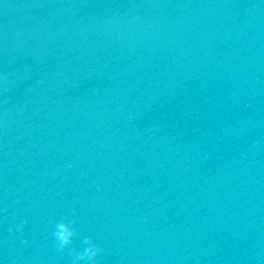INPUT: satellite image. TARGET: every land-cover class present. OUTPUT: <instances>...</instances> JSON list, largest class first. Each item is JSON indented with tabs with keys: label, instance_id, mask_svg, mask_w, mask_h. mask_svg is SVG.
<instances>
[{
	"label": "water",
	"instance_id": "water-1",
	"mask_svg": "<svg viewBox=\"0 0 264 264\" xmlns=\"http://www.w3.org/2000/svg\"><path fill=\"white\" fill-rule=\"evenodd\" d=\"M72 217L99 264H264V0H0V264Z\"/></svg>",
	"mask_w": 264,
	"mask_h": 264
},
{
	"label": "clouds",
	"instance_id": "clouds-1",
	"mask_svg": "<svg viewBox=\"0 0 264 264\" xmlns=\"http://www.w3.org/2000/svg\"><path fill=\"white\" fill-rule=\"evenodd\" d=\"M26 223V220L21 221L15 226V230L22 232ZM76 223L77 221L74 217L60 219L55 222L52 236L56 251L63 253L65 250H69V255L71 256L70 264H99L98 257L103 252V248L93 236L88 235L83 238L81 241L83 247H72L74 238L78 235L75 227ZM21 243L26 244L27 238L22 239Z\"/></svg>",
	"mask_w": 264,
	"mask_h": 264
}]
</instances>
